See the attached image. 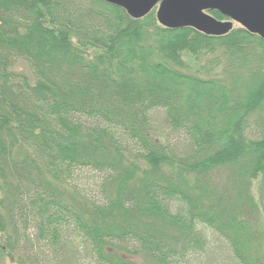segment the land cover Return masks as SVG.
Instances as JSON below:
<instances>
[{"label": "trees", "instance_id": "obj_1", "mask_svg": "<svg viewBox=\"0 0 264 264\" xmlns=\"http://www.w3.org/2000/svg\"><path fill=\"white\" fill-rule=\"evenodd\" d=\"M261 210L264 38L0 0V264H264Z\"/></svg>", "mask_w": 264, "mask_h": 264}, {"label": "water", "instance_id": "obj_2", "mask_svg": "<svg viewBox=\"0 0 264 264\" xmlns=\"http://www.w3.org/2000/svg\"><path fill=\"white\" fill-rule=\"evenodd\" d=\"M140 18L155 10L158 23L168 28L192 27L207 35H223L233 24L264 38V0H103ZM225 17L218 20L209 12Z\"/></svg>", "mask_w": 264, "mask_h": 264}, {"label": "rangeland", "instance_id": "obj_3", "mask_svg": "<svg viewBox=\"0 0 264 264\" xmlns=\"http://www.w3.org/2000/svg\"><path fill=\"white\" fill-rule=\"evenodd\" d=\"M234 25H237V24H234ZM220 55V51L218 50V52L216 54H209V55H205L203 58H200V59H197V62L198 64H202V65H207V70L208 72L206 73V76L210 77V76H223L224 75V70H225V58L224 56H222V62L221 63H218V64H212L214 61L211 62V66H210V63H208L207 61L210 60V59H214L216 56H219ZM190 61H194L192 59H190ZM196 61V60H195ZM14 69L17 71V72H21L23 74H26L28 76V78L33 81V75H32V72L29 68V66L27 65L26 62H24L23 60H19L17 62V64L15 65ZM206 70V71H207ZM153 119L154 122L157 121V114L154 115L153 114V117H151ZM253 129L254 126H252ZM81 181H83V179H81ZM261 218L264 220V211L261 210Z\"/></svg>", "mask_w": 264, "mask_h": 264}]
</instances>
